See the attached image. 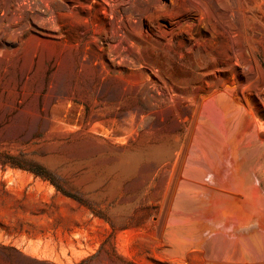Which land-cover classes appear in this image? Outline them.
Here are the masks:
<instances>
[{
    "label": "rangeland",
    "instance_id": "374dc122",
    "mask_svg": "<svg viewBox=\"0 0 264 264\" xmlns=\"http://www.w3.org/2000/svg\"><path fill=\"white\" fill-rule=\"evenodd\" d=\"M19 255L264 264V0H0V262Z\"/></svg>",
    "mask_w": 264,
    "mask_h": 264
},
{
    "label": "water",
    "instance_id": "95a60500",
    "mask_svg": "<svg viewBox=\"0 0 264 264\" xmlns=\"http://www.w3.org/2000/svg\"><path fill=\"white\" fill-rule=\"evenodd\" d=\"M19 264H50V263L39 261V260H34L29 257L19 255Z\"/></svg>",
    "mask_w": 264,
    "mask_h": 264
},
{
    "label": "trees",
    "instance_id": "16d2710c",
    "mask_svg": "<svg viewBox=\"0 0 264 264\" xmlns=\"http://www.w3.org/2000/svg\"><path fill=\"white\" fill-rule=\"evenodd\" d=\"M34 173H35V174H40V175L43 176L44 178H45V176H46V175H44L42 172L37 171V170H35Z\"/></svg>",
    "mask_w": 264,
    "mask_h": 264
}]
</instances>
